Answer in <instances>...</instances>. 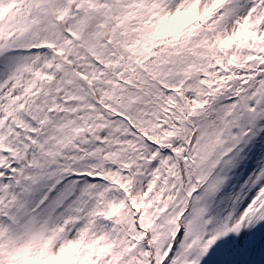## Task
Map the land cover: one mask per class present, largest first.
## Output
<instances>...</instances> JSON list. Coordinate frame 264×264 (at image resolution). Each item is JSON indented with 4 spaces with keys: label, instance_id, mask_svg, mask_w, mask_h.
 Segmentation results:
<instances>
[{
    "label": "snow or ice",
    "instance_id": "snow-or-ice-1",
    "mask_svg": "<svg viewBox=\"0 0 264 264\" xmlns=\"http://www.w3.org/2000/svg\"><path fill=\"white\" fill-rule=\"evenodd\" d=\"M0 264H264V0H0Z\"/></svg>",
    "mask_w": 264,
    "mask_h": 264
}]
</instances>
